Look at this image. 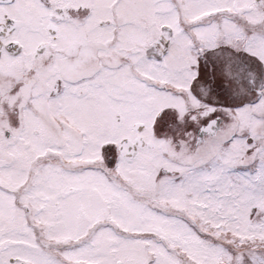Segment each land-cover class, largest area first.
<instances>
[{
    "label": "snow or ice",
    "instance_id": "6c2138e0",
    "mask_svg": "<svg viewBox=\"0 0 264 264\" xmlns=\"http://www.w3.org/2000/svg\"><path fill=\"white\" fill-rule=\"evenodd\" d=\"M0 264H264V0H0Z\"/></svg>",
    "mask_w": 264,
    "mask_h": 264
}]
</instances>
